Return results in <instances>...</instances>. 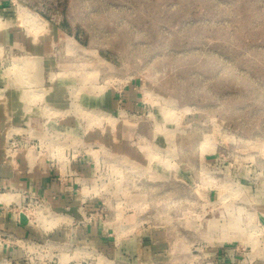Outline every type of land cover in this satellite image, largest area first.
<instances>
[{"label":"rangeland","instance_id":"obj_1","mask_svg":"<svg viewBox=\"0 0 264 264\" xmlns=\"http://www.w3.org/2000/svg\"><path fill=\"white\" fill-rule=\"evenodd\" d=\"M8 94L0 264H264V0H0Z\"/></svg>","mask_w":264,"mask_h":264},{"label":"crops","instance_id":"obj_2","mask_svg":"<svg viewBox=\"0 0 264 264\" xmlns=\"http://www.w3.org/2000/svg\"><path fill=\"white\" fill-rule=\"evenodd\" d=\"M17 106L18 105L16 104L15 99L13 98L12 94L7 95V101L5 102V104L0 103V133H3V135H4V133H6L9 130L11 120L16 119V117H20V115H18V113L20 112L18 109L19 106L18 107ZM0 141H1V145H2V140L0 139ZM40 165H42V164H40ZM42 168H43V165H42ZM40 169H41V166L38 167L33 172L32 175H30L28 178H26V181L30 184L29 186H31V188L34 189L35 191L43 193L44 195H50L51 193H54L53 191H55L56 189L53 188L52 186H49L46 171H44V174H43V172ZM7 170H6L7 177L12 178L13 176L11 175L10 171L9 170L7 171ZM64 191L66 192V190H64ZM261 191L260 192L254 191L255 196L253 198H254V200H259V203L262 202L261 200H263L262 198L264 196V190L262 192ZM61 197H62V201L59 203L63 202V204H64V202L66 201L65 195L61 194ZM94 230H95V228L93 229V227H92V229H89L87 232L89 234H94ZM68 240H71L72 243H73V241H75L78 245L83 244V245H86L89 247H93V244H91V240H95V239H78L77 235H76L75 238L68 239ZM103 240H105V239H103ZM135 241H136L135 239H132V240L125 239V241L123 239L121 241V246H120L121 251H124V253L129 252L128 254L135 253V249H136L135 248L136 247ZM100 243H101V239H100ZM138 243H141V240H138ZM110 249H112V248H110ZM14 254H11V256L14 259H20L21 258L20 255H18V254L14 255Z\"/></svg>","mask_w":264,"mask_h":264},{"label":"bare ground","instance_id":"obj_3","mask_svg":"<svg viewBox=\"0 0 264 264\" xmlns=\"http://www.w3.org/2000/svg\"><path fill=\"white\" fill-rule=\"evenodd\" d=\"M33 19H34V18H33ZM6 199H7V198H6ZM6 199H5V200H6Z\"/></svg>","mask_w":264,"mask_h":264}]
</instances>
